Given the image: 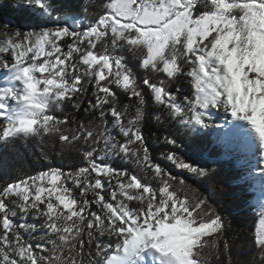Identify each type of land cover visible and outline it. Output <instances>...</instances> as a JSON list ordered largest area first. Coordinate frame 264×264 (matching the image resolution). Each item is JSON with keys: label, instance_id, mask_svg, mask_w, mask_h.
<instances>
[{"label": "snow or ice", "instance_id": "6c2138e0", "mask_svg": "<svg viewBox=\"0 0 264 264\" xmlns=\"http://www.w3.org/2000/svg\"><path fill=\"white\" fill-rule=\"evenodd\" d=\"M25 7L53 12L50 0ZM82 13L87 25L57 17L52 27L17 29L3 41L0 145L55 137L82 163L0 184V264H209V250L219 258L223 220L153 161L142 132L145 106L150 98L191 133L223 130L218 142L236 141L257 157L245 164L264 183V0H93ZM182 79L189 91L168 88ZM118 91L134 112L120 106ZM116 159L143 175L109 163ZM164 159L209 174L175 152ZM254 245L264 264V202Z\"/></svg>", "mask_w": 264, "mask_h": 264}, {"label": "trees", "instance_id": "16d2710c", "mask_svg": "<svg viewBox=\"0 0 264 264\" xmlns=\"http://www.w3.org/2000/svg\"><path fill=\"white\" fill-rule=\"evenodd\" d=\"M50 3L53 6L51 17L42 14L36 8L25 7L18 0H0V26L26 25L41 30L44 27H52L57 17L69 26H73L74 21L87 25L88 20L83 17L82 5H91L93 0H50ZM1 48L3 44L0 43ZM124 55L129 66L143 75L142 70L136 67L138 60L133 54L126 52ZM153 76L155 77V74ZM177 86L184 92L189 91L186 80L168 83L171 91H175ZM118 96L120 106L128 108L129 113L134 112V108L128 107L129 98L119 91ZM90 98L92 96L89 91L85 99ZM66 111L80 120L88 119L87 113L82 110L77 112L71 105L67 106ZM57 114L61 113L58 111ZM156 116H160V119L157 120ZM221 131L223 130L209 129L201 130L199 133L188 132L171 121L167 114L148 98L142 132L151 158L172 175L184 179V194L193 201L206 200L223 220V239L216 250L219 258L215 252L209 250L207 253L209 264H229V257L231 264H259L254 233L258 226V212L263 202L264 186L260 181L258 170L249 169L245 164V161L254 163L255 159L248 154L238 153L242 150L239 149L236 141L229 144L219 143L218 135ZM165 136L175 138L176 145L166 143ZM230 147L233 149L229 150ZM168 152H175L187 162L205 168L209 174L206 177H197L186 170L178 169L164 159V155ZM43 154L47 155L46 160L42 158ZM81 163L79 151L64 147L55 137H45L43 140L37 138L27 141L17 140L12 146L0 145V184L49 167L69 170ZM109 163L116 167L129 168L143 175L125 161L116 159L110 160ZM250 171H255V174L249 176ZM148 179L150 180V177ZM150 182L155 184V181ZM176 186L179 187L178 184ZM27 219L28 222H33L31 217ZM225 240L229 245L227 250L223 247Z\"/></svg>", "mask_w": 264, "mask_h": 264}, {"label": "rangeland", "instance_id": "374dc122", "mask_svg": "<svg viewBox=\"0 0 264 264\" xmlns=\"http://www.w3.org/2000/svg\"><path fill=\"white\" fill-rule=\"evenodd\" d=\"M18 2L20 4H24V5H26L28 3L27 0H18ZM5 25H9V26L5 27ZM17 29H19L22 32H26V31H37L38 32V31H40L39 29L32 28V27H29V26H26V25H22L21 27H18V26L13 25V24L12 25L11 24H3V25L0 26V43L3 44V41L5 39H7L6 33H14ZM2 49L3 48L0 49V52H2ZM7 75H8V73L6 71L0 69V87L5 86V83H6L5 77ZM215 119H216L217 123H223L224 122V117H223L222 113L218 114L215 117ZM232 149L233 148H231V147L229 148V150H232ZM238 153H241V154H244V155L248 154L249 156H251L249 153H246L244 151L238 152ZM251 158L256 159L257 157L251 156ZM263 186H264V183H263ZM263 202H264V196H263Z\"/></svg>", "mask_w": 264, "mask_h": 264}]
</instances>
